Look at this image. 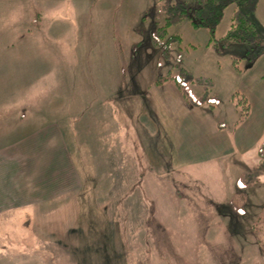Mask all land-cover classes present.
Instances as JSON below:
<instances>
[{
  "label": "rangeland",
  "instance_id": "374dc122",
  "mask_svg": "<svg viewBox=\"0 0 264 264\" xmlns=\"http://www.w3.org/2000/svg\"><path fill=\"white\" fill-rule=\"evenodd\" d=\"M111 1L112 9L97 1L87 15L67 14L82 39L66 52L83 54L64 74L69 153L62 192L10 210L0 189V264H264V176L240 187L259 164L264 140V67L246 58L252 44L224 40L242 5L227 9L220 41L207 45L208 31L191 23L195 0ZM183 1L189 13L169 28L181 39L167 59L152 37L165 23L163 5ZM1 7L0 36L23 35L21 24L32 15ZM248 19L264 37L256 13ZM179 68L214 81L208 103L184 99L173 81ZM168 73L173 79L157 85ZM185 88L194 99L203 94L194 84ZM31 93L35 102L48 92ZM240 99L250 106L244 120ZM192 118L203 127L200 137L181 132ZM11 119L3 117V136ZM246 128V148L232 151V138ZM220 138L218 159L200 155Z\"/></svg>",
  "mask_w": 264,
  "mask_h": 264
},
{
  "label": "crops",
  "instance_id": "0c3cea01",
  "mask_svg": "<svg viewBox=\"0 0 264 264\" xmlns=\"http://www.w3.org/2000/svg\"><path fill=\"white\" fill-rule=\"evenodd\" d=\"M97 1L102 2L101 8L112 9L111 0H0V11L1 6H8L10 10L27 11L33 18V21L22 22L26 28L25 33L21 32L23 35L0 36V124L3 117L9 116L15 124L5 132L8 135L3 136L0 128V189L4 186L10 205L14 204L10 210L17 209L19 203L26 206L49 201L62 192L69 153L67 131L62 125L67 117L64 92L69 88L64 74L67 66L71 64L73 69L75 60H81L83 54L80 50L66 52V44H76L82 39L75 29L76 18L69 20L67 14L87 15ZM255 13L264 23V0L260 1ZM263 56L259 63L264 67ZM75 71L80 72V69L75 68ZM35 91L48 93L33 102L30 94ZM6 92H13L15 96L7 99ZM192 119L182 122L181 132L200 137L204 134L203 127L197 126ZM75 129L82 134L85 130L77 126ZM251 132L246 128L232 138L235 147L232 151L245 149ZM176 136L180 138L178 130ZM4 138H11V142L3 147ZM224 150L220 138L200 155L208 154L215 161Z\"/></svg>",
  "mask_w": 264,
  "mask_h": 264
},
{
  "label": "trees",
  "instance_id": "16d2710c",
  "mask_svg": "<svg viewBox=\"0 0 264 264\" xmlns=\"http://www.w3.org/2000/svg\"><path fill=\"white\" fill-rule=\"evenodd\" d=\"M197 6L194 9V19H191L195 30L205 29L209 33L207 45L217 43L220 39L216 36L217 27L223 20L226 10L234 4L242 5V9L234 11L231 17L230 29L227 31L224 40L233 42H246L253 45V49L246 56L250 61H256L264 55V37L260 36L256 24L248 19L250 14L258 10L261 0H195ZM165 14V23L159 27L152 37L153 45L163 52L165 58L171 56V43L181 39L179 35H170L169 28L178 25L185 20L189 13V5L183 2L165 4L162 7ZM173 79L169 73L163 77H158L156 84L163 85L165 81ZM176 88L184 99L195 106H201L210 101V96L215 83L211 78L196 76L185 68H179V78L173 79ZM186 84H194L203 89V94L199 99H194L186 90ZM241 106V118L246 119L250 114V106L246 99H240L236 107ZM260 176H264V140L259 151V164L257 167L242 177L241 189L252 187L259 181Z\"/></svg>",
  "mask_w": 264,
  "mask_h": 264
}]
</instances>
